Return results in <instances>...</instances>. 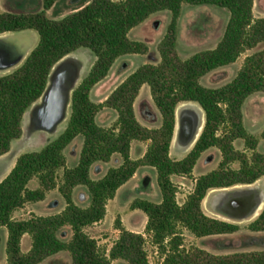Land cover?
Instances as JSON below:
<instances>
[{"label": "trees", "instance_id": "1", "mask_svg": "<svg viewBox=\"0 0 264 264\" xmlns=\"http://www.w3.org/2000/svg\"><path fill=\"white\" fill-rule=\"evenodd\" d=\"M54 2L44 0V9L37 12L0 13V35L27 29L38 33V42L24 61L13 71L0 75V156L22 137L24 116L42 98L54 66L79 48L90 49L96 60L72 90L66 128L42 149L20 154L0 182V227L5 226L9 234L7 264H40L63 251L70 253L73 264H112L116 259L128 264H150L144 233L158 248L163 264H264V251L213 254L183 244V229L197 237L238 232L240 225L206 215L203 200L212 189L252 184L264 176V153L257 151L258 141L243 122L247 98L264 92V50L246 57L236 76L225 85L208 87L201 83L210 72L233 64L243 53L264 42V17L254 16L255 0H85L59 19L47 15ZM184 4L216 6L229 12L216 47L186 59L181 58L177 49ZM162 11L171 13V21L159 43L160 62L141 65L105 101L94 102L91 91L109 75L120 57L147 52V44L132 40L130 31ZM145 84L150 87L162 119L155 129L143 126L135 112L136 98ZM186 102L199 104L204 124L191 151L177 160L171 157L170 147L176 131L177 108ZM104 108L117 113L109 127L97 121ZM78 136L83 138L78 162L66 167L65 150ZM237 139L245 141L250 155L236 148ZM133 141L149 142L141 158H131ZM211 147L221 151V163L200 176L187 200L179 204L171 177L190 175L202 153ZM116 153L122 157V163L93 179V164L109 162ZM235 162L239 166L230 167ZM141 166L155 168L162 200L135 199L132 209H140L147 216L144 233L128 230L118 220L120 235L107 254L87 228L105 218L108 202ZM60 168L65 170L59 182ZM34 178L39 187L32 189L28 185ZM77 186L87 188L91 198L88 206L74 201ZM55 188L66 202L61 212L13 218L16 209L44 200L47 192ZM65 228L72 231L68 240L60 237ZM249 228L264 231V207ZM25 234L32 239L27 252L21 249Z\"/></svg>", "mask_w": 264, "mask_h": 264}, {"label": "rangeland", "instance_id": "2", "mask_svg": "<svg viewBox=\"0 0 264 264\" xmlns=\"http://www.w3.org/2000/svg\"><path fill=\"white\" fill-rule=\"evenodd\" d=\"M84 1L85 0H55L53 6L47 10V15L54 19L62 18L75 11L84 3ZM43 9L44 0H0V13H31ZM254 16L256 18L264 17V0H255ZM228 19L229 12L225 8L210 5L193 6L184 4L178 23L177 49L181 58L186 59L198 51L216 47L223 35ZM170 21L171 13L169 11H162L152 15L145 22L130 31L129 37L132 40L142 41L147 44V52L142 54H128L120 57L113 65L109 75L91 91V99L94 102L102 103L105 101L111 92L129 74L141 65L147 63L156 64L160 62L159 43L167 33ZM37 42L38 33L33 29L1 34L0 46L9 49L11 48L14 53V58L16 59L14 64L9 68L0 70V75L16 69L28 55L27 52L29 53L36 46ZM262 50H264V42H261L255 48L243 53L233 64L210 72L201 79V83L208 87H220L225 85L236 76L246 57ZM68 56L74 57L77 61V65H79L78 68L81 75L77 83L78 85L90 71L96 60V56L88 48H79ZM41 99L35 102L24 116V133L22 138H20V140L14 145V150L16 152L20 151L24 153L42 149L48 142L61 134L68 124L70 117V103L66 118L56 124L51 131L44 128L32 130V110ZM185 105L198 108L203 113V110L196 102L182 103L178 108ZM134 107L137 118L143 126L151 129L160 127L162 123L161 115L153 100L150 87L147 84L143 85L141 88ZM243 115L244 126L258 141L257 151L264 153V92H256L247 98L243 106ZM116 116L117 113L115 110L104 108L98 114V122L109 127L114 123ZM177 117L176 123L178 122ZM185 128L186 130L188 129V127ZM176 135L177 134L174 133V139L170 147V155L172 158L179 160L184 158L191 151L198 138L195 139L190 146H181L175 141ZM148 143L149 142L147 141H136L133 146V158H136L143 152L145 153ZM82 144L83 138L78 136L66 148V167H73L77 164ZM234 144L237 149L245 151L248 155L251 154V150L246 146L243 139L235 140ZM221 161V151L217 147H211L202 153L190 175H173L171 179L176 187L177 202L183 204L194 190L197 179L200 176L217 169ZM120 163H122V157L117 154V156L108 163H96L92 167L90 175L93 179H99L109 168L119 165ZM238 166L239 164L237 162L230 165L232 168H237ZM64 170V168L58 170L57 175L59 182L62 179ZM249 189H254L257 194L258 192L264 193V176L249 185L242 184L238 187L232 186L212 189L207 193L202 203V209L206 215L240 225L241 228L238 232L225 235L197 237L187 229H183L184 246L186 248L200 247L213 254L264 251V231H253L249 228V225L258 217L261 211L256 216L250 213L246 217L241 218V214L246 211L256 196L242 197L243 199H239L241 201H238V203L232 201L235 193ZM52 193L53 194H50L47 203L38 204L39 215L55 213V211L59 210L62 206L58 203V190H55ZM137 198L148 199L153 202H160L162 200V192L157 182V172L155 168L151 166L139 167L134 176L122 185L117 190L115 197L108 202L105 218L101 222L87 228V232L97 239L100 249L107 254H109L114 242L120 235V230L117 229L118 220L126 229L144 233L147 216L142 210L132 209L131 206L133 201ZM62 199L63 204L65 205V199ZM73 199L80 206H88L91 198L86 187L78 186L73 192ZM32 214L37 215L33 212L29 214L27 218H30ZM71 235L72 231L70 228H65L60 232V237L65 240L70 239ZM144 235L147 239L146 249L150 264H163V257L159 253L158 248L151 242L148 234L144 233ZM29 237L25 238L22 244L21 249L23 248L24 251L32 245L31 236L29 235ZM1 238L2 234H0V264H7V245H3ZM40 264L73 263L70 253L63 251L49 257ZM112 264L128 263L122 259H116L112 261Z\"/></svg>", "mask_w": 264, "mask_h": 264}, {"label": "bare ground", "instance_id": "3", "mask_svg": "<svg viewBox=\"0 0 264 264\" xmlns=\"http://www.w3.org/2000/svg\"><path fill=\"white\" fill-rule=\"evenodd\" d=\"M15 59L11 48L0 46V70L9 68L14 64ZM78 66L74 57L67 56L54 67L46 92L42 96L41 101L32 110L31 129L44 128L51 131L56 124L66 118L72 90L76 87L81 75ZM177 118L175 141L181 146H190L201 132L200 126L203 123V113L198 108L185 105L178 108ZM185 127H188V129L186 130ZM251 196L256 197L246 211L241 214V218L246 217L250 213L256 216L262 211L264 207V193L258 192L257 194L254 189L241 190L235 193L232 198L233 202L236 201L238 203V201H241L239 199H243L242 197Z\"/></svg>", "mask_w": 264, "mask_h": 264}, {"label": "crops", "instance_id": "4", "mask_svg": "<svg viewBox=\"0 0 264 264\" xmlns=\"http://www.w3.org/2000/svg\"><path fill=\"white\" fill-rule=\"evenodd\" d=\"M27 54H28V52H27ZM26 54V55H27ZM97 121H98V116H97ZM102 125V124H101ZM32 130H34V129H32ZM36 130V129H35ZM23 133H24V131H23ZM23 136V135H22ZM22 138V137H21ZM20 140V138L19 139H17V140H15V141H13V143H12V146H11V149H10V151L8 152V153H6V154H4V155H1L0 156V182L10 173V171L12 170V168L14 167V165H15V163H16V160H17V158H18V156L20 155V154H22V152H16L15 150H14V145L16 144V142H18ZM136 143V141H133L132 142V145H131V150H130V155L132 156L131 158H133V146H134V144ZM22 150V149H21ZM15 152V153H14ZM12 153H14V154H12ZM144 155V152L142 153V154H140L139 156H137L136 158H133V159H137V158H140V157H142ZM117 156V153L116 154H114L113 156H112V158H111V160L110 161H112V159H114L115 157ZM109 161V162H110ZM96 163H101V162H96ZM96 163H94L93 164V166L96 164ZM103 163H108V162H103ZM121 164V163H120ZM119 164V165H120ZM119 165H115L114 167H117V166H119ZM92 166V167H93ZM91 170H92V168H91ZM105 175V174H104ZM103 175V176H104ZM101 178V177H100ZM30 188H32V189H35V188H37V187H39V181H38V179L37 178H34V179H32L30 182H29V185H28ZM78 187V186H77ZM77 187H75V189L77 188ZM74 189V190H75ZM55 190H58V188H55V189H53V190H50L49 192H47V194H46V198L44 199V200H42V201H38V202H28V203H26L22 208H19V209H16L15 211H14V213H13V218H15V219H25V218H27L28 216H29V214H31V213H33V212H35L37 215H39V213H38V207H39V205L38 204H44V203H47V200H48V198H49V196H50V194H53L52 192H54ZM58 195H57V198H58V203H59V205H62L61 207H60V209L59 210H57V211H55V213H50L49 215H52V214H56V213H59V212H61L64 208H65V205L63 204V196L61 197V193L59 192V190H58ZM52 206V205H51ZM40 216H47V215H40ZM0 234H2V243H3V245H7V240H8V230H7V228L5 227V226H2V227H0ZM29 237V235L28 234H25L24 236H23V238H22V243H21V247H22V244H23V242H24V239L25 238H28ZM30 238V237H29ZM31 246V245H30ZM30 246L27 248V250L26 251H24L23 250V248H22V250L24 251V252H27L29 249H30Z\"/></svg>", "mask_w": 264, "mask_h": 264}, {"label": "water", "instance_id": "5", "mask_svg": "<svg viewBox=\"0 0 264 264\" xmlns=\"http://www.w3.org/2000/svg\"><path fill=\"white\" fill-rule=\"evenodd\" d=\"M55 66H56V65H55ZM55 66H54V67H55ZM53 69H54V68H53ZM51 73H52V72H51ZM50 78H51V75H50ZM50 78H49V80H50ZM48 84H49V83H48ZM47 88H48V86H47ZM47 88H46V90H47ZM46 90H45V92H46ZM45 92H44V93H45ZM43 95H44V94H43ZM43 95H42V96H43ZM176 117H177V111H176ZM203 124H204V116H203V123H202L201 126H200V129H201V130H202V128H203ZM176 127H177V123H176ZM176 127H175V130H176ZM175 132H176V131H175ZM199 134H200V133H199ZM199 134H198V136H199ZM197 138H198V137H197ZM197 138H196V139H197ZM173 139H174V138H173ZM248 185H249V184H248Z\"/></svg>", "mask_w": 264, "mask_h": 264}]
</instances>
